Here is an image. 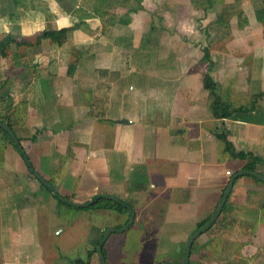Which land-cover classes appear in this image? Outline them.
Listing matches in <instances>:
<instances>
[{"label":"crops","instance_id":"1","mask_svg":"<svg viewBox=\"0 0 264 264\" xmlns=\"http://www.w3.org/2000/svg\"><path fill=\"white\" fill-rule=\"evenodd\" d=\"M150 1L156 10L142 0L143 9L132 12V1L126 0H111L114 10L101 11H90L79 0H31L26 15H18L23 31L12 34L21 44H12L9 56L0 54V121L13 129L34 170L78 205L57 199L37 180L0 128V264H72L78 258L100 264L97 252L88 256V251L107 228L127 224V206L134 220L108 235L102 246L106 261L124 264L132 243L127 235L143 242L153 234L148 230L176 220L187 226L183 233L173 238L171 231L159 230V236L166 242L173 238L177 250L165 261H177L233 174L252 170L264 176L263 47L247 50L257 54L244 57V79L234 73L238 62L213 64L209 73L229 109L227 117L216 118L203 86L205 56L160 24L166 13L157 9L165 0ZM177 2L179 19L184 4ZM69 27L60 44L44 37L47 30ZM222 132L237 152L255 159L254 169L245 167L249 159L225 150ZM111 201L125 209H111ZM73 210L85 211L89 219V211L98 217L109 210L124 224H83L76 215L80 224H71L61 213ZM215 221L234 224L218 228L233 245L264 244V183L249 174L238 176ZM65 232L67 239L59 240ZM71 239L82 244L86 258L68 256ZM249 250L242 260L262 257Z\"/></svg>","mask_w":264,"mask_h":264},{"label":"rangeland","instance_id":"2","mask_svg":"<svg viewBox=\"0 0 264 264\" xmlns=\"http://www.w3.org/2000/svg\"><path fill=\"white\" fill-rule=\"evenodd\" d=\"M14 1L16 4L13 5ZM79 1H83V3L86 4L84 5L86 9L88 8L90 11H92V7L90 6L93 5L91 3L92 0ZM168 1L170 2L168 3L165 0L160 3L157 9L162 13H166L164 20L160 21V24L172 32V34L175 36L174 38L180 40V43L186 45L191 44L197 50V56L202 52V56H205L203 62H206L204 67L207 66L208 68V66H210L208 61L209 58L213 64L219 65H222L221 63H224V59H227L228 61L234 62L235 64L238 62L236 72H234L236 73V77L239 76L240 79H244V77L247 76L245 71V63L243 61L244 57H246V59H252L253 55L257 54H249L247 50H251V48L256 49L255 47L259 46L263 47L261 50L264 51V36L261 35V27L258 25L259 23L256 21V18H254V14L252 13V10L254 9L253 3L256 2V4H260L264 0H244L243 2H238L236 5H233L232 11L229 12L232 15L230 21L231 25L229 24L227 29H225L224 25H221L222 28H220L218 23L215 22L216 18L219 17L220 13H222V7L221 5H217V3L212 7H207V11L205 12L203 10V5H199V3L205 4V0H178L179 2H182L184 6H182L180 12H178L179 19H177L175 15V3L177 0ZM29 2H31V0H0V40L5 34L13 35V31L16 33L23 31L22 28H19L18 15H21L22 18L24 15H26L25 10L23 9H27ZM11 5L15 7V10H11ZM156 7L157 6H154L153 3L148 0V8L150 11L153 9L156 10ZM111 8L114 10V6H110L108 9ZM115 8L117 9V7ZM141 9H143V7ZM189 12H191V18L189 21H187L186 16L189 14ZM238 23H241L242 26H239ZM21 25L24 26L26 24L22 23ZM226 49L229 51L227 52V56L224 53L219 54L220 50ZM259 56H264V53L260 52ZM234 66L236 67V65ZM205 71L206 69L204 68L203 73ZM256 73L261 74V69H256ZM228 76L231 79H235L232 78L230 74H228ZM217 87L219 88V85ZM220 90L222 94H224L222 87H220L218 91ZM228 175H230V173ZM89 213L91 214V219H89V215L86 214L85 211L79 210L69 211L65 213V215H63V212L61 213V216L70 218L69 222L71 224H80L79 219L76 216L83 218L82 220L80 219L83 224H98V221H109L110 223L124 224L121 219L118 220L115 218L117 216L115 212L109 210L105 212L100 211L98 217L97 214L93 215V211H89ZM105 214H111V216H105ZM178 224L181 225L180 228ZM183 224L184 223L178 222L176 220L173 222H168V224H164L165 227L162 229L160 227L152 228V230H148V233L153 234L151 236L149 235L148 239L143 237V242L137 240L136 236L134 238L131 237L132 239H130L127 235L126 239L131 240L132 243L130 244L131 252L126 254L124 264H159L164 262L165 259L174 258V252L177 250V248L173 249L172 247V244L174 243L173 238H176L177 235L179 236L180 233H183L186 230L185 227L187 226ZM261 225L264 226V224ZM149 228L151 229V226H149ZM261 229L264 231V228ZM159 230L165 232L169 230L175 235L170 242H166L165 239H162L159 236ZM73 232L75 233V230ZM167 235V238H171L172 236L169 232ZM225 236H227V233L224 232V230H216L215 227L199 235L197 237L198 242L205 243L206 245L201 250V252L204 254L202 257L199 256V253L191 256L195 261H198L196 264H264V244L254 245L255 248L253 246L246 245H233L232 242L226 240ZM220 237L225 239L222 240V244H218V241L221 242L219 240ZM63 239H67L66 232L61 235L59 240L63 241ZM68 246V256H71V253L74 252V258H86L85 248L82 246V244L75 243V240L71 239ZM246 249H250L249 252L258 251L262 257H256L250 261L242 260L240 257L244 253V250L246 251ZM175 257L178 256L175 255ZM178 258H181V253ZM108 262L110 264L112 263L109 260Z\"/></svg>","mask_w":264,"mask_h":264},{"label":"trees","instance_id":"3","mask_svg":"<svg viewBox=\"0 0 264 264\" xmlns=\"http://www.w3.org/2000/svg\"><path fill=\"white\" fill-rule=\"evenodd\" d=\"M111 0H95V2H93V5H90L92 7V9L94 11H101L104 9H107V7L109 8L110 6H112ZM129 1V0H126ZM132 3L130 4V8L129 11L132 12H137L139 9H141L143 6L141 5L142 0H131ZM244 0H205V4L202 3L199 5H203V10L206 12L207 11V7H212L214 6L216 3L217 5H221L222 9V13H220L219 17L216 18L215 22L218 23V26L220 28L221 25L225 26V29H227V26L230 24L231 25V13H229L230 11H232L233 9V5H236V3L238 2H243ZM106 2H108V4H106ZM110 2V3H109ZM198 4V2H197ZM252 4V3H251ZM254 4V9L253 14L256 18V21L259 23V25L261 26V30L262 33L264 35V1H262V3L260 4H256V2L253 3ZM129 7V6H128ZM99 9V10H98ZM242 23V22H241ZM241 23H238L239 26H242ZM76 26V25H75ZM73 27V26H72ZM72 27L69 28H65L62 30H55V29H50L44 32V37L46 39H49L50 41L60 44L62 43L66 37H67V32L71 30ZM17 41V37H15L14 35L11 34H5L4 37L0 40V54L2 56H9L10 52H11V48L10 46L12 44H21V42L16 43ZM208 56V55H207ZM209 58V56H208ZM210 59V58H209ZM209 65L207 70L203 73V86L206 90L209 91V95L211 98V103H210V107L211 110L213 112V115L216 118H225L228 116V108H225L224 106H222L221 102H220V96L218 95V93L216 92L217 89V83H215V81L213 80L212 76L210 75L209 71L213 66V63L211 61V59L209 60ZM242 109L239 108L237 110H234L235 114H232L231 117H236V113L240 112ZM246 110V109H245ZM233 111V110H231ZM1 130V129H0ZM3 132V134L5 135V138L11 142L15 147L16 144L14 143V141L11 139V137L9 136V134L7 132H5L4 130H1ZM218 137L220 139H222V141L224 142V148L225 150L232 156V157H236V158H242V159H249L250 161L248 162V164L245 166L248 169H254L253 167V162L255 161V159L250 155V154H246L243 151H236L234 149V147L231 145V143L226 139V134L225 132H222V134H218ZM110 208L115 209L119 212H122L123 209H125L124 206H122L121 204H119L118 202L115 201H111L110 203ZM208 219V217L204 220H202L201 222H199L197 224V227L202 226L206 220ZM216 221H214V223H212V225L209 227V230L215 228H224L226 225L228 226H232L234 224H215ZM195 228V229H196ZM198 238H196L194 240V242L192 243L191 246V250H190V260H189V264H196L198 261H195L194 259H192L191 256H193L194 254L199 253V256L202 257L204 254L201 252V250L204 248V246L206 245L205 243H201L198 242L197 240ZM184 248H185V244L182 245L181 248V258L177 261H175L177 264H182L183 261V254H184ZM96 252V246L94 245V247L88 251V256H90L92 253ZM102 252L104 254V248H102ZM105 257V254H104ZM106 259V258H105ZM87 260H82V259H76L74 260V262L72 264H86Z\"/></svg>","mask_w":264,"mask_h":264},{"label":"water","instance_id":"4","mask_svg":"<svg viewBox=\"0 0 264 264\" xmlns=\"http://www.w3.org/2000/svg\"><path fill=\"white\" fill-rule=\"evenodd\" d=\"M0 128L2 130H4L5 132H7L9 134V136L11 137V139L14 141V143L16 144V146L18 147L19 151L21 152L27 166H29L30 172L35 176V178L37 180H39L49 191H51L56 197L57 199L64 201L68 204L71 205H78L75 204L67 199H65L63 196H61L56 190L55 188L49 184L39 173H37L34 168L31 166L30 162L27 159V155L25 154L20 141L18 140L17 136L15 135L13 129L10 127V125L7 122L4 121H0ZM244 174H249L255 178H257L258 180H260L262 183H264V176L259 174L258 172L252 171V170H244V171H240L237 172L236 174H233V176L230 177L229 182L223 192V195L217 205V207L215 208V210L213 211V213L211 214V216L209 217V219L199 228L195 229L190 236L187 239V242L185 244V248H184V254H183V261L182 264H189V260H190V250H191V246L192 243L194 242V240L201 234L205 233L209 227L212 225V223H214V221L216 220V218L219 216L221 210L223 209L224 203L226 201V198L231 190V187L233 185L234 180L240 176V175H244ZM104 197H109L111 199H114L112 196L109 195H103ZM100 196H98L97 198H95L93 201H89L87 203L81 204V207H88L89 205L93 204L97 199H99ZM130 212V217L129 220L127 222V224L124 227L121 228H114V227H109L107 228V230L105 231V233H103L102 238L100 239L99 243L96 246V252L100 261V264H108V262L106 261L104 254L102 252V246L105 242V240L107 239L108 235L111 232H120L124 229H126L134 220V212L133 210L127 206ZM159 264H177L175 261L173 260H167L164 262H161Z\"/></svg>","mask_w":264,"mask_h":264},{"label":"built area","instance_id":"5","mask_svg":"<svg viewBox=\"0 0 264 264\" xmlns=\"http://www.w3.org/2000/svg\"><path fill=\"white\" fill-rule=\"evenodd\" d=\"M226 173H227V174H229V173H230V171H229V170H227V171H226Z\"/></svg>","mask_w":264,"mask_h":264}]
</instances>
